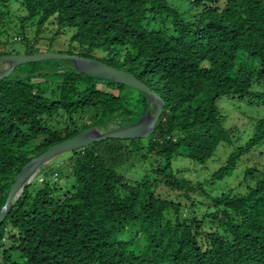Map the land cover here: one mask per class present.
Segmentation results:
<instances>
[{
    "label": "trees",
    "instance_id": "1",
    "mask_svg": "<svg viewBox=\"0 0 264 264\" xmlns=\"http://www.w3.org/2000/svg\"><path fill=\"white\" fill-rule=\"evenodd\" d=\"M15 1L26 12L23 21H36L29 48L47 22L52 39L72 31L76 46L62 55L127 72L164 106L147 139H108L70 152L62 165L70 187L56 184L59 169L45 173L56 178L53 185L43 180L33 192L32 182L25 186L0 225V264H264V172L247 169L254 185L210 198L200 219L181 218L180 203L156 192L160 183L185 198L205 195L175 176L173 160L203 165L230 142L221 98L264 105V0ZM24 65L23 76L0 80V209L15 176L53 145L92 127L136 124L154 110L145 94L80 74L68 61ZM52 116L63 123L52 124ZM263 142L264 117L212 180L231 177ZM132 154L153 160L134 183L117 173Z\"/></svg>",
    "mask_w": 264,
    "mask_h": 264
},
{
    "label": "rangeland",
    "instance_id": "2",
    "mask_svg": "<svg viewBox=\"0 0 264 264\" xmlns=\"http://www.w3.org/2000/svg\"><path fill=\"white\" fill-rule=\"evenodd\" d=\"M0 15L3 16L0 24V53H10V55H27L26 53H56L64 54L69 50L73 51L76 44L70 43L72 31H67L55 39H52L54 28L50 22H47L38 35V44L32 48L30 42L36 37V21H23L26 17L25 10L20 3L15 0H0ZM21 37H18L20 36ZM23 35V36H22ZM24 38V41L22 39ZM32 49V50H31ZM103 53L98 51L94 54L99 58ZM8 56V55H6ZM7 65L0 63V73L5 70ZM26 65L17 67L15 76H23ZM19 71V72H18ZM11 74V75H12ZM254 87L253 90H258ZM250 98L240 100L237 97H223L217 102L219 113L224 117V128L230 131V142L220 144L213 157L205 164H196L187 159L175 158L173 160L172 170L178 179L189 181L192 186H201L204 194L192 192L188 198L179 196L170 191L162 184H158L156 192L162 197H168L176 200L181 205V218L189 219L196 216L201 218L203 213L208 209L210 198L218 197L224 193L232 192L233 194H244L249 187L254 185L252 179L246 178L245 171L253 168L259 172H264V142L254 147L248 154L244 155L238 162L237 168L231 177L222 181L212 180V175L223 166L228 156L239 147L244 146L252 137L255 123L264 117V105ZM152 114V112H151ZM52 124L61 125L62 118L52 116ZM86 122V119L80 122V125ZM115 128L112 130H116ZM109 130V131H112ZM100 132H107L98 129ZM71 157V153L61 154L49 162L45 163L36 172L32 179L30 190L33 192L42 186V181L47 180L51 185L55 183V177H50L49 172L52 169H59L60 176L56 184L61 189H66L73 183L72 178L65 176V168L62 166ZM66 165V164H65ZM153 165L152 158L142 159L141 154L130 155L125 165L117 173L126 181L131 183L140 181L147 175ZM60 167V168H59ZM207 195V196H206ZM193 203V205H192ZM205 229H207L205 227ZM10 229H8L9 231ZM10 242L4 241V248H9ZM11 252V251H10ZM18 253L12 252V257L16 259Z\"/></svg>",
    "mask_w": 264,
    "mask_h": 264
},
{
    "label": "water",
    "instance_id": "3",
    "mask_svg": "<svg viewBox=\"0 0 264 264\" xmlns=\"http://www.w3.org/2000/svg\"><path fill=\"white\" fill-rule=\"evenodd\" d=\"M53 60L68 61L72 68L83 75L92 76L121 84L141 92L147 96V100L153 106V113L148 110L145 115L136 124L122 127L116 130L100 132L92 127L78 133L73 138L62 143L53 145L40 156L33 158L22 170L15 176L14 182L9 190L7 199L0 209V225L5 220L7 214L12 209L13 203L20 197L25 186L29 185L36 175V172L45 163L53 158L77 150L84 149L94 143L102 142L108 139L113 140H135L147 139L151 136L156 127L159 117L163 110V102L160 97L151 91L145 84L137 80L133 75L115 69L100 61L79 57L76 55H62L56 53H38L32 55H8L0 56V63L7 65L5 70L0 73V80L7 78L19 66L28 63H37Z\"/></svg>",
    "mask_w": 264,
    "mask_h": 264
}]
</instances>
